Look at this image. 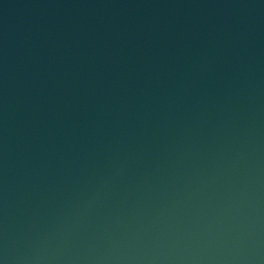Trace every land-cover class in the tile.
<instances>
[{"label": "water", "instance_id": "water-1", "mask_svg": "<svg viewBox=\"0 0 264 264\" xmlns=\"http://www.w3.org/2000/svg\"><path fill=\"white\" fill-rule=\"evenodd\" d=\"M219 0H0V199L106 121Z\"/></svg>", "mask_w": 264, "mask_h": 264}]
</instances>
